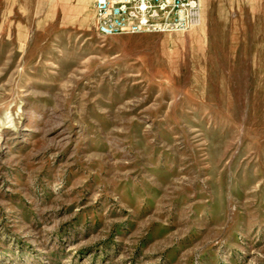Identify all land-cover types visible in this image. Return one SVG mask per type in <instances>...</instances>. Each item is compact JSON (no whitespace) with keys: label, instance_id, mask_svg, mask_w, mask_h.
I'll list each match as a JSON object with an SVG mask.
<instances>
[{"label":"rangeland","instance_id":"1","mask_svg":"<svg viewBox=\"0 0 264 264\" xmlns=\"http://www.w3.org/2000/svg\"><path fill=\"white\" fill-rule=\"evenodd\" d=\"M201 3L0 0V264H264V0Z\"/></svg>","mask_w":264,"mask_h":264},{"label":"built area","instance_id":"2","mask_svg":"<svg viewBox=\"0 0 264 264\" xmlns=\"http://www.w3.org/2000/svg\"><path fill=\"white\" fill-rule=\"evenodd\" d=\"M101 36L188 31L203 22L201 0H93Z\"/></svg>","mask_w":264,"mask_h":264}]
</instances>
